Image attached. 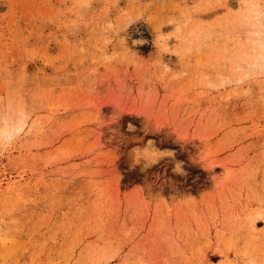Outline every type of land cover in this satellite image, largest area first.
<instances>
[{"label": "rangeland", "instance_id": "1", "mask_svg": "<svg viewBox=\"0 0 264 264\" xmlns=\"http://www.w3.org/2000/svg\"><path fill=\"white\" fill-rule=\"evenodd\" d=\"M4 122L0 264H264V0H0Z\"/></svg>", "mask_w": 264, "mask_h": 264}, {"label": "bare ground", "instance_id": "2", "mask_svg": "<svg viewBox=\"0 0 264 264\" xmlns=\"http://www.w3.org/2000/svg\"><path fill=\"white\" fill-rule=\"evenodd\" d=\"M140 42H142V41H140ZM0 129L6 135H10L11 136L13 131H14V126L11 123H9V122H4V124L2 125V127H0Z\"/></svg>", "mask_w": 264, "mask_h": 264}]
</instances>
